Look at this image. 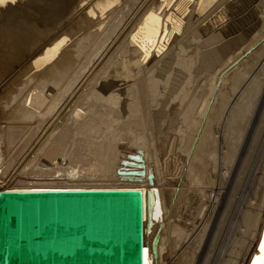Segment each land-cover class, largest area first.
<instances>
[{
	"label": "bare ground",
	"instance_id": "obj_1",
	"mask_svg": "<svg viewBox=\"0 0 264 264\" xmlns=\"http://www.w3.org/2000/svg\"><path fill=\"white\" fill-rule=\"evenodd\" d=\"M26 1L23 4L24 0H2L0 9L4 22H7L10 28L11 25L18 27L22 15L29 19L32 17V27L24 39L26 45H30L29 50L39 41L52 38L66 24L72 12L84 6L82 0ZM175 3L176 0H161V3L158 0H128L125 8L129 5L136 6H133L134 11L130 6L129 9L133 12L127 21L130 20L122 27L119 23L125 20L122 18L125 14L121 17L119 13H123L125 8L117 12L118 16L113 15L107 31H103L104 35L96 33L94 38L84 35L77 38V52L73 51L77 53L74 54L75 57L62 43L64 47L61 48L60 58L57 56L58 62L56 61L57 65L62 67L56 69L55 63L53 71H48L51 74L48 78L47 74L42 75L45 78L36 74L38 69L31 70L32 72L25 76L23 81H26L19 83L22 86L16 88L18 91L15 89L18 94H11L13 97L11 99L10 96L9 99L12 104L16 102L14 112L19 108L21 118L29 123L24 126L17 121L20 125L15 128L24 131L20 132L21 142L17 140L16 147H10L12 150L8 157L3 159L6 153L0 155V189H140L144 198L146 264H154V260H157L156 264H166L168 254L175 255L178 252L175 264H194V232L201 227L203 234L207 233L208 223L216 210L214 218L218 217L220 221L216 224L215 232H212L213 236H210L212 240L209 241V248L213 250L217 247L215 254L211 252L214 254L213 263L248 264L255 253L264 224V177H259L263 183L258 180L262 183V189L257 190L261 191L259 200L256 191V199L252 197V200L258 202L245 205L244 210L238 214L242 229L239 228L230 234L228 232L227 236L222 227L225 234L222 236L223 232L220 231V243L217 244V236L223 226L222 220L232 214L227 208L232 192L234 194L237 188L231 184L233 189L229 198L226 196L228 190L230 191V184L225 183L218 193L214 192L216 190L210 181L214 174L209 172L208 168L214 167L217 159L219 166L225 165L227 162L224 163V158L229 155L230 148L232 151H239L235 143L239 142L237 137L242 133L241 130L243 135L246 133V137L243 146L240 145V155L238 154L242 159L238 158V164H233L236 165L235 170L240 172L239 168L244 167L251 153L255 151L259 155L260 152L257 151L264 149V0H180L172 7ZM154 4L158 5L152 10ZM81 21L79 17L74 20L76 25ZM68 28L70 27L66 29ZM66 29L63 30L64 34L69 35ZM2 32L0 30V36L4 37ZM165 44L173 46L168 49L164 48ZM79 46L84 48L80 49ZM89 47L91 50L86 53ZM114 79L122 82L124 87L118 88ZM8 100L6 102H9ZM244 121L247 122L245 132L240 127ZM9 126L7 124V127ZM10 129H7L9 137L14 128ZM103 133L105 139L109 138L110 144L113 142L111 146L102 145V140L95 144L94 138L101 139L98 135L104 136ZM123 135H129L126 145L131 144L145 154L148 152L153 158L157 156L154 171H159L165 176V186L158 191V197L165 203V206H162L167 214L164 224L167 237L162 238L163 247L158 248V251L161 225L156 226L153 219L155 190L150 187L145 194L146 188L139 187H144V179L141 181L136 177L135 180H128L132 182L121 183V186L103 185L113 183L116 179L123 181L122 177L119 180L117 175L130 174L134 169L133 164L136 163V155L141 153L140 150H135L137 148L130 147L129 153L120 159L117 156L119 152L116 143L119 144L118 140L123 139ZM0 136H3L4 141L0 144L4 146L9 138L4 134ZM125 149L124 145L121 146L120 152ZM226 153L228 154L225 155ZM257 156L256 158L260 155ZM261 164L263 165L262 162ZM80 165H87L84 169L87 174L85 171L80 173L83 170H79ZM72 169L79 170L78 174L83 176L80 178L77 174L76 177H71ZM246 169L249 170L248 167ZM14 170L13 178L7 179ZM70 170L71 175L68 173ZM103 178L102 185H93L101 183H96V180L101 181ZM154 181L156 182L155 179ZM186 183L197 186L194 188L200 190L198 193L194 190L197 194L193 195L192 192L186 196L183 193V185ZM208 188L209 191L214 190V201H207L210 199V194H206ZM198 195V199L202 201L201 206L198 205L201 212L207 210L208 206L211 207L203 221L201 218L205 213H201L200 219H191L186 215L189 212L184 211L187 209V199L194 202V196ZM203 199L211 205H204ZM230 204L229 206H232ZM224 205L225 209L222 208ZM226 210L229 212L228 217L225 216ZM211 226L213 230L214 222ZM204 239L201 238L202 241ZM153 246L156 255L152 251ZM220 250L222 254L217 260L216 253ZM204 257L202 264H209L208 255Z\"/></svg>",
	"mask_w": 264,
	"mask_h": 264
},
{
	"label": "rangeland",
	"instance_id": "obj_2",
	"mask_svg": "<svg viewBox=\"0 0 264 264\" xmlns=\"http://www.w3.org/2000/svg\"><path fill=\"white\" fill-rule=\"evenodd\" d=\"M1 1L2 0H0V8L2 7L1 6ZM28 1V0H27ZM26 1V2H27ZM128 0H82V2H83V4H84V6L82 7V9H80V10H78V11H75V12H72L73 14H71V16L69 17V19H68V21L66 22V24L62 27V28H60L57 32H56V34L52 37V38H48L47 40H45V39H43V40H41V41H39L37 44H35V45H33V46H31L32 48H30V50L28 49L29 47H28V45H26L27 43H25L24 41V39H25V37L28 35V32H29V29L32 27V25L30 24V20H31V18L32 17H30V19L27 17V16H23L22 15V17H20L19 19H20V22H19V24H18V27H16V26H14L13 27V25H11L12 27L10 28V25H8V23L7 22H4V16L2 15V12H1V9H0V30H2L3 32L2 33H4V37H2V36H0V114H1V116H0V128L2 129L1 130V134L0 135H3L4 134V136H6V138L8 137L9 138V141H7V143L5 142L4 143V146L3 145H1V147L0 148H2L3 147V149H0L1 150V154L0 155H3V154H7V156H6V154L5 155H3V159L4 158H6V157H8V153H10V151L12 150H10V147L11 148H13V147H16V145L18 144V142H21V136H22V133L24 132V131H20V129H18V128H15V127H17V126H19L20 124L21 125H27L29 122L27 121V120H25L24 121V119L23 118H21V116H20V114H19V108L18 109H16V112H14V110H15V107H16V102L15 103H11V99H12V97L13 96H11V94L13 95H16V94H18V89H16V88H20L22 85L21 84H23V82H25V81H23V79H25V76L26 75H28L30 72H32L33 70H37L38 69V73L37 72H35L36 74H38V75H44V76H46L45 74H47V76H46V78H48L51 74L49 73L50 71H53V68H55L54 67V65H55V63H56V61L58 62V57L60 58V51L62 50L61 48H63L64 46H65V48H67V50L69 51V53L73 56V57H75V55L77 54H75L74 52H77V45H76V42L78 41L77 40V38H79V37H81L82 35H84V36H93V38H94V34H98V35H104V33H103V31H107V29H108V24H109V22H111V20H112V17H114V16H118V13H119V11L121 12V10H122V8H125V5H126V2H127ZM160 3H161V0H158ZM179 1L180 0H176V3H179ZM41 3V2H40ZM134 2H132V4H133ZM176 3L172 6V7H174L175 5H176ZM23 4H25V0H24V2H23ZM155 5V7L153 6L152 7V10L154 9V8H156V6L158 5V4H154ZM124 6V7H123ZM130 6L131 7H133V6H136V5H129V7L128 8H125V10L127 9V10H129V12H131V13H128V11L126 10H122V12L123 13H119V16L121 15V17H122V14H127L126 15V17H125V15L122 17L123 19L125 18V20L124 21H122L121 22V24L119 23V26H123L124 25V23L127 21V19L130 17V15L132 14V12L134 11V9H135V7H133L132 9H133V11H132V9L130 10L129 8H130ZM169 9H172V8H169ZM126 13H125V12ZM118 12V13H117ZM188 12H189V10H188ZM116 14V15H115ZM114 15V16H113ZM129 15V16H128ZM80 18L82 21H81V23L79 24V25H76L75 24V22H74V20H75V18ZM130 20V19H129ZM128 20V21H129ZM78 21H80V20H78ZM127 21V22H128ZM126 25V24H125ZM67 27H70V28H68V30L66 29ZM107 27V28H106ZM16 28V29H15ZM8 29V30H7ZM11 29V30H10ZM67 30V33L69 34V35H65L64 34V31L63 30ZM106 29V30H105ZM121 28L119 27V30H120ZM118 30V31H119ZM147 30V29H146ZM12 31V32H11ZM15 31V32H14ZM9 32V33H8ZM14 32V33H13ZM103 33V34H102ZM16 34V35H15ZM71 34V35H70ZM106 34V33H105ZM149 34V33H148ZM67 38L69 39V41L67 42ZM62 43L64 44V46L62 47ZM30 46V45H29ZM35 46V47H34ZM82 46V45H81ZM89 45L87 44V47H88ZM172 44H165L164 45V48H168V49H171L172 48ZM27 47V48H26ZM90 47H91V44H90ZM87 48L86 49V53L88 52V51H90L91 50V48ZM171 47V48H170ZM24 48V49H23ZM64 48V49H65ZM76 49V51H75V49ZM79 48H80V46H79ZM83 48H84V46H83ZM82 47L80 48V49H83ZM26 49V50H25ZM28 49V50H27ZM33 50V51H32ZM74 51V52H73ZM31 52V53H30ZM110 53H111V51H110ZM109 53V54H110ZM75 54V55H74ZM108 54V55H109ZM58 56V57H57ZM26 58V59H25ZM57 58V59H56ZM106 59V58H105ZM105 59H104V61H105ZM103 63V62H102ZM31 64V65H30ZM52 64V65H51ZM58 63H56V69L58 68V70L60 69L59 67H62V66H59V65H57ZM27 66V67H26ZM51 66H52V68H51ZM29 67V68H28ZM48 67V68H47ZM17 68V69H16ZM72 68H73V66H72ZM49 69H51V70H49ZM32 70V71H31ZM49 71V72H48ZM48 72V73H47ZM34 73V74H35ZM43 73V74H42ZM34 74H32V75H34ZM35 74V75H36ZM50 74V75H49ZM31 75V76H32ZM30 76V77H31ZM30 77H28V78H30ZM43 77V76H42ZM28 78H27V80H28ZM43 78H45V77H43ZM17 80V81H16ZM19 80V81H18ZM51 80H53V79H51ZM114 81H115V83L117 84V87L118 88H122V87H124L123 85H121V84H123L122 82H120V81H118L117 79H114ZM21 82V84H19ZM16 83H18V84H16ZM120 84V85H119ZM21 85V86H20ZM18 86V87H17ZM116 87V88H117ZM79 88V87H78ZM77 88V89H78ZM17 91H16V90ZM76 89V90H77ZM14 92H16V93H14ZM11 96V97H10ZM9 97L11 98V99H9ZM9 99V100H8ZM9 101V102H6V101ZM4 102V103H3ZM6 102V103H5ZM7 106H6V105ZM12 104V105H11ZM6 106V108H4L5 106ZM9 105H10V107H9ZM3 106V107H2ZM8 108V109H7ZM3 110H5V111H3ZM13 110V111H12ZM7 112V113H6ZM6 114V115H4V116H6V117H4L2 114ZM10 113H11V116H10ZM9 115V116H8ZM13 116V117H12ZM11 117V119H9ZM16 117V118H15ZM1 118H3V119H1ZM8 118V119H7ZM21 118V119H20ZM8 121H7V120ZM15 119H16V121H15ZM20 123H18V122ZM17 122V123H16ZM27 122V123H26ZM8 124V126L9 127H7V124ZM11 123V124H10ZM16 123V124H15ZM246 125H245V124ZM13 125V126H12ZM15 125V126H14ZM3 126H5V127H3ZM245 126H247V122L246 121H244L243 122V124L242 125H240V127H242V129L244 130V132L246 131V127ZM10 127H11V129H16V130H12L11 132H12V134H11V137H9V133L7 132V129L9 130L10 129ZM13 127V128H12ZM6 128V129H5ZM10 129V130H11ZM241 129V128H240ZM4 130V131H3ZM17 131H18V134H16L17 133ZM20 132H22V133H20ZM241 132L242 133H239L238 134V137L237 138H239V140H237V141H239V142H237V143H235V146L236 147H238L239 148V151L241 150V146L240 145H242L243 146V142L245 141L244 139H245V135H246V133H244V135H243V131L241 130ZM104 134V133H103ZM13 135V136H12ZM99 135H101V134H99ZM98 135V137H101V139L100 138H97V137H95L94 138V140H96L97 141V143H96V141H95V144L97 145V144H99L100 142H101V140H102V145H105L106 144V147L109 145V146H111L112 145V143L113 142H111V144H110V142H109V138L107 139H105V134H104V136L102 135V136H99ZM124 136V135H123ZM128 136L129 135H126V136H124L123 137V139H121V138H119V140H118V142H119V144H117L116 143V145H117V147H118V152L119 153H117V156L120 158H123V157H125L126 155H127V153H129V151H128V148H132V149H135V148H137V147H134V146H132L131 144V146L130 145H126L127 144V142H128V140H126L127 138H128ZM241 136H243L242 138H240ZM3 136H0V139L2 138ZM19 137V138H18ZM122 137V136H121ZM16 139V140H15ZM243 139V140H242ZM3 140V138L0 140L1 142L0 143H2L3 144V142L4 141H2ZM15 140V141H14ZM18 140V142H16ZM93 140V141H94ZM100 140V141H99ZM123 142H122V141ZM240 140H242V142L240 141ZM121 141V142H120ZM11 142V143H10ZM99 142V143H98ZM240 142H241V144H240ZM16 143V144H15ZM104 143V144H103ZM108 143V144H107ZM238 143H239V145H238ZM6 144V145H5ZM20 144V143H19ZM237 144V145H236ZM120 145V146H119ZM124 145V149L125 150H122L121 152H120V147L121 146H123ZM8 146V148H6ZM234 146V147H235ZM235 147V148H236ZM6 148V149H5ZM109 148V147H108ZM227 148V147H226ZM226 148H224L225 150H223V152L225 153V151H226ZM237 148V149H238ZM6 150V152H5V150ZM4 150V151H3ZM8 150V151H7ZM127 150V151H126ZM135 150H140L141 151V149H139V148H137V149H135ZM3 151V152H2ZM231 151V152H230ZM230 151H229V155L227 156V157H225L224 159V163L225 162H227V163H225V165H221V166H223V167H221V166H219L218 165V159L216 160V163L213 165L214 167H212V166H210L209 168H208V170H210L209 172H213L212 174H214V175H212L213 176V178H211V182H213L212 183V185H213V187L215 188L214 190H216V191H214L213 189H212V191H214V192H216V193H218V190L221 188V186H223L225 183L226 184H230V191L228 190V192H227V196L226 197H228L229 198V195H231L230 193L232 192L231 190L233 189V187H235V191H234V194H233V192H232V197H231V201H229V203H228V207L229 208H227V209H229V211H230V213H232V214H229V212H228V210H226V217H228L229 215V219L228 218H225L226 219V221H225V219H223L224 220V223H223V220H222V225L223 226H221V230H219V236H217V244H219L220 243V237H221V234H222V232H223V228H224V231L226 232V235L228 234V232H229V234L232 232V231H234L235 232V230H238L239 228H241V226H240V223H239V218H240V216L238 215V214H240V212L241 211H243L244 209L243 208H245L246 206L245 205H252V203H253V205L254 204H256V202H258V200H259V198H260V192L261 191H257V190H259V188L260 189H262V178L264 177V175H260V174H264V149L262 148V150L261 151H257V152H260L259 153V155H258V153H256L255 151V153L259 156V157H262V158H259L254 152L253 153H251V155H249V160H246V162L247 161H250V162H245V164H244V167L242 166V168H244V169H242V168H239L240 169V172L238 171V169L237 170H235V168H236V165L238 164V161H239V159H242V158H240L241 156H239L238 157V154L240 155V152L238 151V150H236L235 149V151H234V149H233V151L231 150V148H230ZM263 151V152H262ZM233 152H235L236 154H234ZM237 152H239V153H237ZM3 153V154H2ZM123 153V156H121V154ZM230 153H232V155L230 156ZM218 154V153H217ZM216 154V155H217ZM228 153H226L225 155H227ZM234 154V155H233ZM253 154V155H252ZM125 155V156H124ZM145 157H144V156ZM236 155V156H235ZM255 155V156H254ZM5 156V157H4ZM150 158H149V157ZM218 156V155H217ZM235 156V157H234ZM256 156L258 157V158H256ZM1 158H2V156H0ZM221 157V156H220ZM232 159H231V158ZM234 157V158H233ZM250 157H252V158H254V159H252V158H250ZM118 158V159H119ZM120 158V159H121ZM146 158H148V159H146ZM158 157L156 156V158H155V156H154V158L151 156V154L150 153H148V152H146V154L144 153V152H142L141 151V153H139V155H136V159H135V162L136 163H134L133 164V168L134 169H132V171L130 172V174L132 175H130L129 173H126V174H122V175H117V177H118V179L119 180H121V177H122V179H123V181H117V179H116V181H114L113 183H104L103 185H107V186H111V185H115V186H121L122 184H127V183H125V182H132V181H128V180H135L134 178L136 177V179H138V178H140L141 179V181L144 179V181H142V183H143V186L144 187H142V185H140L139 187H141V188H146V189H144V191H145V194H146V192H147V190L150 188V187H152L154 190H155V194H156V203H155V208H154V211H153V219H154V222H155V225L157 226V225H161V230H160V233H159V236H158V243H157V251H158V248H162L163 247V245L161 246V244H162V241L164 240V239H166V237H165V234L167 233L166 232V230H164V224H165V222H166V211L164 212V208H163V206L162 205H164L165 206V203L163 204L162 202H164V200H161V198L160 197H158V191L159 190H161V189H163V186H165V183H164V179H165V176H163V173H161V172H157V171H154V164L158 161V159H157ZM217 158H219V157H217ZM237 158V159H236ZM239 158V159H238ZM119 159V160H120ZM152 161H150V160ZM226 159H228L227 161H226ZM231 159V160H230ZM233 159H234V161H233ZM251 159V160H250ZM256 159L258 160V161H256ZM138 160V161H137ZM143 160V161H142ZM147 160H148V163H147ZM253 160V161H252ZM236 161V162H235ZM138 162V163H137ZM230 162V163H229ZM235 162V163H234ZM258 162H260V163H258ZM261 162L263 163V165L261 164ZM248 163H249V165H248ZM256 163V164H255ZM79 164V163H78ZM151 164V165H150ZM230 164H231V166H233L232 168H231V166H230ZM233 164H236V165H233ZM261 164V165H260ZM153 165V166H152ZM246 165V166H245ZM252 165H257V166H252ZM75 166H77V165H75ZM84 166V165H83ZM83 166H81L80 165V169H79V166L77 167L79 170H81V168L83 169L82 171H80V173L82 172H84L85 170L84 169H86V167L85 166H87V165H85L84 167L85 168H83ZM127 166H130V167H132V165H127ZM228 166H230V167H228ZM251 166V168H249ZM260 166V167H259ZM138 167V168H137ZM153 167V168H152ZM229 169H228V168ZM235 167V168H234ZM248 167V169L250 170H247L246 168ZM252 167H253V169H252ZM76 168V169H77ZM88 168V167H87ZM119 169L121 168V166L120 167H118ZM223 168H224V170H223ZM231 168V169H230ZM258 168V169H257ZM76 169H74V171L76 170ZM136 169V170H135ZM148 169V170H147ZM216 169H217V171H216ZM16 170V169H15ZM15 170L11 173V174H9L8 176H7V179L8 178H13V176L15 175ZM79 170H76L75 171V173H73L74 171H73V169H72V175H71V170L68 172L69 173V175H71V177H73V175H74V177H76L75 175H77L78 174V172H79ZM223 170V171H222ZM242 170V171H241ZM243 170H245L246 172L244 173V171ZM251 170H254V171H251ZM216 171V172H215ZM229 172V173H227V172ZM232 171V172H231ZM236 171V172H235ZM259 171H262V172H259ZM142 172V173H141ZM157 172V173H156ZM220 172V173H219ZM234 172H235V174H234ZM243 172V173H242ZM250 173V174H248V173ZM85 173L87 174L88 172H86L85 171ZM147 173V174H146ZM148 173H149V175H148ZM155 173V174H154ZM223 173V174H222ZM231 173V174H230ZM240 173V174H239ZM247 173V174H246ZM135 174V175H134ZM136 174H138V175H136ZM159 174V176H157ZM217 174V175H216ZM226 176H225V175ZM229 174V178L227 177V175ZM234 174V175H233ZM239 174V175H238ZM242 174V175H241ZM247 175V176H245V175ZM258 174V175H257ZM143 175V176H142ZM146 175H147V177H146ZM220 175H221V177H220ZM237 175V176H236ZM258 176V179H257V176ZM78 176H80V178L83 176L82 174H78ZM85 176V175H84ZM139 176V177H138ZM225 176V177H224ZM240 176V177H239ZM244 178H243V177ZM249 176V177H248ZM262 177L261 179H259V177ZM158 177H159V179H158ZM168 177H170L169 175H168ZM220 177V178H219ZM223 177V178H222ZM236 177H237V179H236ZM239 177V178H238ZM79 178V177H78ZM128 178V179H127ZM241 178V179H240ZM256 178V179H255ZM75 179V178H74ZM97 179V178H96ZM95 179V180H96ZM124 179H126L127 181H125ZM146 179V180H145ZM154 179L156 180V182L154 181ZM213 179V180H212ZM223 179V180H222ZM238 179H240L241 180V182H240V180H238ZM101 181H99V179H98V181L96 180V183H98V182H101V183H99V184H93L94 186H100V185H102V183L104 182V178L103 179H100ZM103 180V181H102ZM105 180H108V179H106L105 178ZM161 180V181H160ZM230 180V181H229ZM258 180H260L261 182H259ZM160 181V182H159ZM257 181H258V183H259V185H257L258 183H257ZM148 182V183H147ZM157 182L159 183V184H157ZM211 182H210V184L208 185L209 187H210V185H211ZM232 182V183H231ZM237 182L239 183V184H237ZM243 182H244V184H243ZM119 183V184H118ZM122 183V184H121ZM261 183V184H260ZM148 184H149V186H148ZM157 184V185H156ZM233 185V187H232V185ZM238 186H237V185ZM240 184H241V186H240ZM245 184H246V186H245ZM253 184V185H252ZM261 185V186H260ZM155 186V187H154ZM184 187H183V193H184V195H186L187 196V194H191L192 192V194L194 195V194H197L198 193V191L200 190L199 188H194V187H197V186H192V185H188L187 183L186 184H184L183 185ZM190 186H191V188H190ZM207 186V187H208ZM148 187V188H147ZM181 186L179 185L178 186V188H180ZM187 187H189V188H187ZM244 189H243V188ZM258 187V188H257ZM161 188V189H160ZM207 189V188H206ZM241 189V190H240ZM246 189V190H245ZM194 190H195V192H197V193H194ZM197 190V191H196ZM237 190H238V192H237ZM242 190H243V192H242ZM185 191V192H184ZM212 191H209V188H208V191L206 192V194L207 195H209L210 197V199H207V201H214L215 200V195L212 193ZM253 191H254V193H253ZM255 191H256V193H255ZM252 192V193H251ZM259 192V193H258ZM238 193V194H237ZM255 194L257 195V198H258V200L256 201V200H252L253 198L254 199H256L255 197ZM250 196V197H249ZM255 196V197H254ZM197 197V196H196ZM195 196H194V202L191 200V199H187L188 201H186V205H187V209L186 210H184V211H186V213L187 212H189V213H187L186 215H188V216H190V218L191 219H196V218H199L200 216L202 217V215H201V213H205V214H203V217L201 218V220L203 221L204 220V218L206 217V213L211 209V207H209L208 205L210 204L211 205V203H209V202H206V201H204V199H203V203H204V205L206 204L208 207L206 208L207 210H204V211H206V212H204V211H202L201 212V209L198 207V205L199 206H201V204L200 203H202V201H201V199L199 200L198 198H200V196L198 195V197L196 198ZM234 197H236V199L234 198ZM243 197V198H242ZM245 197V198H244ZM253 197V198H252ZM233 198V199H232ZM238 198V199H237ZM146 199H147V197H146ZM234 200V201H233ZM237 200V201H236ZM241 200V201H240ZM251 200H252V202H251ZM162 201V202H161ZM196 201V202H195ZM236 201V202H235ZM240 201V202H239ZM253 201H255V202H253ZM189 202V203H188ZM233 202V203H232ZM237 202H239L238 203V206H237V208H235L236 207V204H237ZM162 203V204H161ZM232 204V206H229V204ZM251 203V204H250ZM160 204V205H159ZM227 204V203H226ZM225 204V205H226ZM230 204V205H231ZM189 205V206H188ZM225 205L222 207L223 209H225ZM161 206V207H160ZM231 207V208H230ZM239 207V208H238ZM250 207V206H249ZM233 208H235V209H233ZM241 208H242V210H241ZM253 208V207H252ZM197 209V210H196ZM232 209V210H231ZM161 210H163V211H161ZM189 210V211H188ZM183 211V214H185V212ZM223 211V210H222ZM232 211H236V212H232ZM238 211V212H237ZM215 212H216V210H215ZM215 212L212 214V218H211V220H210V223H208L209 224V226H207V233L206 232H204V234H203V231H202V229H201V227H199L195 232H194V238H193V243H194V264H202L203 263V259L205 258L204 256H207L208 255V261H210V262H207V263H209V264H214L213 263V261H212V259L214 258V254H215V252H216V249H217V247H216V249H215V247L213 248V250L211 249V248H209V245H210V243L211 242H209V241H211L212 240V237H210V236H213L212 235V232L214 233L215 232V229H216V226L218 225V222L220 221L219 220V218L218 217H215L214 218V216H215ZM233 213H234V216H233ZM229 214V215H228ZM191 215H192V217H191ZM198 215V216H197ZM231 215H232V217H231ZM236 215V216H235ZM163 216V217H162ZM197 216V217H196ZM239 216V217H238ZM235 217V218H234ZM199 218V219H200ZM160 220V221H159ZM201 220H199L200 222H201ZM214 220V221H213ZM230 220V221H229ZM234 220V222H232V221ZM159 221V222H158ZM158 222V223H157ZM214 222V229L212 230L211 229V224ZM217 222V223H216ZM226 222H227V224L229 223L230 224V226H229V224L227 225L226 224ZM161 223V224H160ZM234 223V224H233ZM237 223V224H236ZM217 224V225H216ZM224 225H225V227H224ZM239 225V226H238ZM227 226H229L228 228H227ZM223 227V228H222ZM232 227V228H231ZM226 228V229H225ZM232 229V230H231ZM242 229V228H241ZM165 231V232H164ZM220 231H222V232H220ZM199 232V234H197ZM225 232H223V234H222V236H224V234H225ZM208 233L210 234V235H208ZM221 233V234H220ZM201 234H203L202 236H201ZM205 235H207V236H205ZM198 236V237H197ZM199 236H201V237H199ZM228 236V235H227ZM165 237V238H164ZM207 237V238H206ZM209 237H210V239H209ZM162 238H164V239H162ZM195 238H197V239H195ZM201 238L202 239H204L203 241L201 240ZM200 240H201V242H200ZM200 242V243H199ZM219 242V243H218ZM160 244V245H159ZM197 244V245H196ZM198 244H200L199 246V248H198ZM203 244V245H202ZM160 247H159V246ZM193 246V245H192ZM197 248H196V247ZM202 246V247H201ZM164 248H165V246H164ZM208 248H209V250H208ZM225 248V246L224 247H222V250ZM210 249L212 250V251H210ZM203 251H204V253H203ZM208 251L211 253V252H214V254H210V253H208ZM206 253H208V254H206ZM178 254H179V252H178ZM178 254H168L169 256H168V259L166 260V264H175V262L177 263V258H178ZM206 254V255H205ZM217 254V260L219 259V257L221 256V254H222V251L220 250V251H218V253H216ZM219 254V255H218ZM152 257V256H151ZM158 257V256H157ZM170 257V258H169ZM200 257V258H199ZM210 257V258H209ZM153 258V257H152ZM199 258V259H198ZM154 260V258L152 259V261ZM202 260V262H200ZM156 262H157V260H154L153 261V263L154 264H156ZM215 264H218V263H215Z\"/></svg>",
	"mask_w": 264,
	"mask_h": 264
},
{
	"label": "water",
	"instance_id": "obj_3",
	"mask_svg": "<svg viewBox=\"0 0 264 264\" xmlns=\"http://www.w3.org/2000/svg\"><path fill=\"white\" fill-rule=\"evenodd\" d=\"M262 241L264 224L248 264L261 255ZM152 251L156 255L154 246ZM146 259L140 189H0V264H146Z\"/></svg>",
	"mask_w": 264,
	"mask_h": 264
},
{
	"label": "snow or ice",
	"instance_id": "obj_4",
	"mask_svg": "<svg viewBox=\"0 0 264 264\" xmlns=\"http://www.w3.org/2000/svg\"><path fill=\"white\" fill-rule=\"evenodd\" d=\"M260 252H261V255L257 256L253 260V264H264V241H262L260 244Z\"/></svg>",
	"mask_w": 264,
	"mask_h": 264
}]
</instances>
